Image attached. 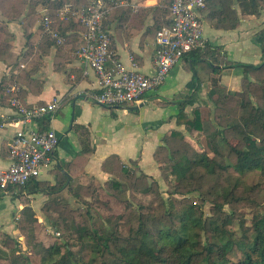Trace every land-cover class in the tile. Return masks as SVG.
Masks as SVG:
<instances>
[{
  "label": "crops",
  "instance_id": "obj_1",
  "mask_svg": "<svg viewBox=\"0 0 264 264\" xmlns=\"http://www.w3.org/2000/svg\"><path fill=\"white\" fill-rule=\"evenodd\" d=\"M123 2L106 20L112 46L127 67H134V62L138 70L151 73L156 32L168 23L166 17L170 18L172 0ZM234 8L238 16L236 26L230 27L227 23L225 27H220L216 26V19L209 17L207 3L202 10L207 46L185 54L170 70L162 86L150 90L140 101L124 106L105 107L90 98L89 94L98 87V82L95 72L86 68L76 55L81 30L69 29L65 44L56 45L43 33L41 18L26 37L21 35V42L25 39L32 43L35 58L32 63H26L22 58L19 65H11L0 58V168L9 165V143L21 126L16 122L18 115L10 104V95L4 92L6 83L17 86L21 99L27 104H42L54 98L61 100V107L53 117L46 116L23 124L27 129L52 128L59 135L60 142L56 161L36 179L47 189L42 185L35 190L28 185L22 193L18 190L9 194L0 193V234H12L21 242L24 233L18 220L24 217V209L31 207L33 212H51L62 201L71 199L73 195L67 186L72 179L75 182L80 174L105 180L109 177L111 162L124 165L136 162L145 173L150 169H160L155 155L164 143L163 137L173 129L190 135L185 125L177 123L180 104L189 101L185 110L191 113L197 105L212 103L209 96L213 79H218L227 88L242 80L239 67L224 68L215 64V70L208 66V58L211 57H208V45L232 63L240 62L235 59L237 53L256 55L257 50L252 48L254 45L248 36L264 27V9L259 14L244 15L237 4ZM40 9L42 17L46 12L56 10L47 4ZM19 33L17 29L20 36ZM40 35L43 40V37L48 39V47H40ZM36 50L40 52L36 53ZM15 51V57H19L23 48ZM21 64L26 67H21ZM86 148L91 150L82 152ZM63 175L68 177L66 186L57 193L50 192L53 185L63 183ZM56 195L61 197L56 198ZM35 215L38 217V214Z\"/></svg>",
  "mask_w": 264,
  "mask_h": 264
},
{
  "label": "rangeland",
  "instance_id": "obj_2",
  "mask_svg": "<svg viewBox=\"0 0 264 264\" xmlns=\"http://www.w3.org/2000/svg\"><path fill=\"white\" fill-rule=\"evenodd\" d=\"M88 1L0 0V58L11 65H19L22 58H24V62L32 63L35 58L32 43L25 39L22 43L20 37L21 35L26 37L30 28L37 25L41 20V6L47 4L55 8L65 3H72L74 7H77ZM167 12L168 8L165 9V17ZM230 16L228 25L234 20L233 15ZM167 20L166 17V22ZM67 26L70 28V22L65 23V27ZM17 29L21 32L19 33L20 36L17 34ZM259 32L255 31L248 36L254 45L252 48L257 50L256 55L237 53L235 55L237 61L257 64L264 60V41L256 38ZM17 35L18 39L16 38ZM43 38L44 40L40 35V47H48L50 45L48 39ZM255 41H260V43ZM20 48L21 50L23 48L22 55L15 57V49ZM35 52L39 53L40 50ZM215 52L217 51L215 50ZM210 55L212 54L208 52V57ZM237 69L241 70V68ZM251 79L257 84L261 81L256 76L251 77ZM10 87L9 83H6V87H4V92L9 95L11 93ZM227 89L240 91L243 89V81L241 80ZM256 94L251 95V97L255 102L262 105L264 95L260 90ZM227 103L230 106H235L236 101L228 100ZM226 134L233 144H241V135L234 129H229ZM197 137L198 135L188 136L193 141ZM169 146L170 149L158 147L155 160L156 163H161L163 167L158 170H148L146 174L149 176H143L142 170L138 167L134 169L133 162L127 163L128 168L133 169L130 174L122 172L121 168L124 164L111 162L109 165L110 174L105 180L84 177L83 174L78 175L73 185V190L81 195L78 197V201H75L76 195L71 196V203L67 206L61 203L51 212H35L38 214L37 229L27 227L26 223L24 224L25 217L22 216L18 220L19 228L24 233L20 243H17L12 234H0V256H2L0 264H53L61 259V254L50 259L47 250L53 244H60L61 252L64 255H66V248H69L76 257L86 261L95 256V264H117L121 258L118 247L134 242L139 228H149L155 232L160 227L179 226V218L189 206H194L197 217L200 215L208 217V229L215 225L220 228L225 227L231 230L237 238H241L244 232L251 229L256 216L264 214V176L259 171L251 172L242 177L241 184L236 185L233 195H229L227 199L229 202L225 203L223 210L220 211L215 203L223 201L219 195L222 192V187H227L229 184L228 188L231 189L239 174L233 169L221 170L213 174L198 169V174L192 178L191 185L181 184V181L171 174L170 168L173 162L179 159V150L182 151L184 148L177 147V143H171ZM228 150L226 147L222 149L224 154H227ZM169 152L173 153L172 156H169ZM112 180L121 182L120 190L111 186ZM100 184L107 189L108 194L117 195L118 200L108 198V194H106L104 198L109 201H103L102 195L96 192V188ZM147 188L150 191H147ZM17 190L20 193V188ZM58 197L61 195H56V198ZM100 199L102 203L99 201ZM73 209L76 211H72ZM84 225L102 230L107 229L115 234L108 243V251L94 254L90 250L93 241L90 238L81 237L79 232V228ZM206 238L211 239L210 231L208 233L203 231L202 240L205 241ZM16 243L20 246H17ZM237 254L238 252L235 251L234 256Z\"/></svg>",
  "mask_w": 264,
  "mask_h": 264
},
{
  "label": "trees",
  "instance_id": "obj_3",
  "mask_svg": "<svg viewBox=\"0 0 264 264\" xmlns=\"http://www.w3.org/2000/svg\"><path fill=\"white\" fill-rule=\"evenodd\" d=\"M90 2L91 0L86 2L85 5ZM69 4L72 5V3ZM236 4L244 15L259 14L264 9V0H209V17L216 19V26L225 27L231 19L230 15H233L234 20L231 22L230 27H235L238 23V16L234 8ZM59 7L61 6L55 7V12L53 10L48 11L55 19L54 26L60 30L65 38L69 29L78 30L79 32L82 28L74 20L70 21V28L61 25L56 17ZM169 22H171L170 18L168 19ZM257 37L259 40L264 41V27ZM50 41L55 43L52 39ZM215 50L208 45V52L212 54L208 58V66L215 70L220 65L224 68H241L243 89L229 91L218 79H213L209 96L212 101L211 104L197 105L191 113L185 110L189 105V101L180 104L177 123L185 125L190 135H198L196 140H190L186 132L182 130L173 129L163 137L164 143L160 147L170 149L169 144L177 143V147L184 148L182 151L179 150V159H175L176 161L173 162L170 168L171 174L175 175L181 181V184L191 185L192 178L198 174V169H203L205 173L210 174L233 169L239 174L231 189L228 188L229 184L221 189L222 192L219 195L223 201L216 202L215 205L222 211L223 205L229 202L227 200L229 195H233L234 188L236 185L241 184L244 175L259 171L264 176V103L261 105L251 97V95H257L256 92L259 90L264 95V78H262L264 75V60L257 64L232 63L225 56H222L218 50H216L217 52ZM215 64H217L216 68ZM255 76L261 79L259 84L251 79ZM228 100L236 101L235 106H230L227 103ZM229 129H234L241 135V144H233L230 141L226 134ZM224 147L229 149L227 154L222 151ZM90 150V148H86L82 152H89ZM169 153V156H172L173 153ZM136 165V162H134V169L137 168ZM162 167V164L159 163V168L162 169ZM121 170L124 174H130L133 171L126 164ZM141 174L149 176L145 172H141ZM63 177V183L53 185L49 189L50 192L57 193L66 186L68 177L66 175H63ZM36 179L32 178L26 185L21 186L20 193L28 185H32L35 190L36 187L39 189L42 185L44 186L41 181ZM73 185L74 180L72 179L67 187L73 196H77L75 201H78V197H81V195L73 190ZM111 186H115L120 190L121 182L112 180ZM44 188L47 189L46 186ZM96 190L98 194L102 195L103 201H109L104 198V195L108 192L103 185L100 184ZM147 191H150V189L147 188ZM107 197L118 200L117 195L114 194H108ZM102 200L99 201L102 203ZM70 203V200L62 201L64 206ZM72 211L76 210L73 209ZM195 212L194 206H189L180 216L179 226H164L158 228L155 232L149 228H139L134 242L118 247L121 258L117 264H264V214L256 216L251 229L244 232L241 238H237L231 230L225 227L220 228L215 225L208 229V217H204V215L197 217ZM24 217V224L26 223L27 227L38 228L37 217L31 207L24 209ZM211 222L213 223V221ZM203 231L207 233L210 231L211 239L206 238L203 241ZM79 232L81 237H87L93 241L90 250L94 254L108 251V243L111 237L113 238L115 235L107 229L102 230L101 228L85 225L79 228ZM17 243L20 242L17 241ZM47 251L50 259L61 254V259L53 264H95V256L86 261L76 257L69 248H66V255L62 254L60 244H53ZM235 251L238 252L236 256H234ZM2 252L4 251L2 250ZM11 253L14 254L12 251ZM1 258L2 256H0Z\"/></svg>",
  "mask_w": 264,
  "mask_h": 264
},
{
  "label": "built area",
  "instance_id": "obj_4",
  "mask_svg": "<svg viewBox=\"0 0 264 264\" xmlns=\"http://www.w3.org/2000/svg\"><path fill=\"white\" fill-rule=\"evenodd\" d=\"M209 0H172L171 22L162 25L155 36L154 68L144 73L135 67H127L117 57L112 46L111 32L106 20L111 12L122 5L123 0H91L88 5L74 7L69 3L59 7L56 17L61 25L76 21L81 26V42L76 49L79 60L92 69L98 87L90 98L102 106H124L140 101L150 90L162 86L170 70L185 54L207 45L204 38L202 10ZM55 19L46 12L42 18L43 32L56 45H63L66 38L54 26ZM24 66V64H22ZM18 87L11 85L10 104L14 107L21 125L9 143L10 163L0 168V193L9 194L39 178L56 161L60 137L52 128H25L23 124L53 117L61 107V100L54 98L42 104H27Z\"/></svg>",
  "mask_w": 264,
  "mask_h": 264
},
{
  "label": "water",
  "instance_id": "obj_5",
  "mask_svg": "<svg viewBox=\"0 0 264 264\" xmlns=\"http://www.w3.org/2000/svg\"><path fill=\"white\" fill-rule=\"evenodd\" d=\"M68 175V174H67ZM68 177L70 178V176L68 175Z\"/></svg>",
  "mask_w": 264,
  "mask_h": 264
}]
</instances>
